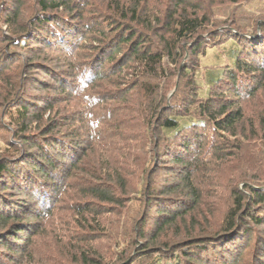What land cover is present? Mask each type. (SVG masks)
Returning <instances> with one entry per match:
<instances>
[{"label": "trees", "instance_id": "trees-1", "mask_svg": "<svg viewBox=\"0 0 264 264\" xmlns=\"http://www.w3.org/2000/svg\"><path fill=\"white\" fill-rule=\"evenodd\" d=\"M229 1L231 3L228 6L237 4V0ZM99 2L106 7L105 12L92 0H33L35 10L24 23L20 18L21 0H0V72L14 66L18 67L17 72L22 76L17 87H10L12 90L0 100V118L4 115L9 122V126H4L0 119V137H8L0 146V193L8 196L9 188H17L18 195L23 198L19 202L28 205L23 203L20 208L26 209V213H20L14 204L3 203L0 195V264H62L52 256L42 255L31 244V240L47 229H52L60 238L64 237V230H68V227L64 221L61 224L54 217L61 210V198H65L70 190L68 184L61 185V182L71 180V172L79 165L82 155L91 151L92 145L102 144L96 142V137H79L61 129L70 124L63 120V116L41 124L43 116L53 109V101L63 96H73L79 97L89 106L96 105L97 97L101 95L96 91V98L92 96L97 89L96 84L107 80L112 89L106 90L113 93V103L117 102L125 110L129 92L139 88L131 86V83L136 84L134 82H129L130 88H123L122 84L126 87L127 82L117 80L114 74L110 75L114 68L118 69V78L123 71L131 70V80L134 81L135 77L140 78L139 74L169 78L167 69L163 68L164 60L173 73L172 69L178 68L184 52L189 50L188 60L198 59L196 65L201 67L200 60L206 56L207 50L228 42L235 46L230 47L231 63L214 66L211 69H215L214 72H207L202 79L207 85L205 92H200V68L180 67L178 76L187 79L188 88L196 89L193 93L196 98L191 100L197 103H188L173 113L172 107L162 105L161 101L164 100L160 98L155 104L151 103L143 119L144 122L148 121L145 123L147 130L145 137H142L144 145L141 144V148L153 141V135H156L157 140L160 138L161 143L158 141L153 149L154 156L150 154L152 162L161 157L165 169L170 176H177L181 186L169 191L153 188L151 183L155 176H159L157 170L162 169L157 163L149 170L150 178L146 179L141 191H127L124 180L117 175L112 176L108 168L104 170V179L95 174L90 175L91 181L83 182V187L74 188H77L76 194L81 193L80 197L95 202L68 207V213L75 215L74 222L79 226L87 224L92 233L102 235L103 228L98 224V219L113 211L114 207L118 208L115 214H121L123 203L129 202L130 211L146 208V212L142 219L134 223L129 219L123 224L121 235H113V245L112 235L107 237L109 233L105 234L103 238L109 239L110 245L105 243L104 251L92 248L91 239L67 233L69 241L89 245L82 248L69 246L65 251L74 254L69 260L71 264H246L248 260V263L256 260L258 264H264V152L261 150L262 153L256 154L254 160L249 156L248 164L242 161L250 153L248 144L252 137L244 135L241 105L243 100L261 96L264 89V15L261 20H256L261 23L260 35L255 37V29L251 30L238 21H234L235 25L231 27L226 23H217L216 19L227 16L228 8L225 6L227 9L224 10L221 5L214 6L216 0H167L164 11L155 12L149 8V0ZM260 2L257 3L260 5ZM244 10H249L247 13L252 15L258 13L251 1L245 3ZM63 24H69V28L63 29ZM217 29L219 32L215 31ZM233 31L237 34L234 35ZM247 33L255 38H246ZM25 50L28 51L25 53ZM36 50L56 54L58 63L28 54L30 51L36 53ZM80 51L88 54L85 66L79 62L82 59ZM104 64L110 70L102 71ZM36 68L45 70L38 81L40 86L35 85L34 78L33 87H29L31 72ZM81 68L83 72L86 70L84 79L79 73H73ZM141 70L143 72L138 73ZM215 71H219V74ZM42 77L51 80L52 85L49 86H53L54 94L39 95L35 92L47 88ZM145 87L149 91L146 98H149L158 91L160 85L150 89L145 83ZM56 94L60 97H55ZM107 101L102 100V104L106 106ZM177 101L182 103V99ZM89 111L93 114L94 109L93 112ZM94 120L92 122L96 125L101 123V119L94 117ZM122 121L123 126L127 125ZM85 125L82 120L79 129L82 130ZM148 130H151L149 134ZM17 137L23 138L22 156L27 150L31 152L33 164L17 160L20 156H15V144L9 140L12 138L15 142ZM179 137L181 140H178ZM110 139L114 143L124 140L123 137L113 136ZM106 146L107 151L116 147L111 143ZM245 148L250 150L243 151ZM241 161L244 164L242 166L239 165ZM228 164L229 173L235 174L236 179L228 189L231 207L219 221V231L213 232L215 229L211 226L212 232L204 230L197 236L189 230L180 240H177V236L168 240L157 239L162 228L184 219L189 205L198 200V186L201 184L197 182L198 179L204 182L211 168ZM34 165L40 168L36 169ZM74 183L79 184L81 181L78 178ZM179 190L185 192L186 196L172 195ZM130 192L135 195L128 197ZM74 196L70 197V202ZM152 211L155 212V218L153 226L149 227L148 216ZM20 220L31 223L13 225ZM161 222L159 232L155 235ZM253 238L255 243L252 247ZM227 242L232 246L230 252L221 250L220 245ZM217 246L220 250L215 252L219 253H212L211 258L206 256L210 247L215 249Z\"/></svg>", "mask_w": 264, "mask_h": 264}, {"label": "rangeland", "instance_id": "rangeland-1", "mask_svg": "<svg viewBox=\"0 0 264 264\" xmlns=\"http://www.w3.org/2000/svg\"><path fill=\"white\" fill-rule=\"evenodd\" d=\"M12 2L13 0H8ZM94 2H97L99 4V7L101 10L106 11V7L99 2V0H92ZM217 2L215 3L214 6L221 5V9H224L225 6L228 8V14L225 17H220L219 19H216L217 23H226L229 27L235 25L234 21H238L240 23H243L250 27V29H255L256 30V36L258 37L260 35V23L259 21L256 22L257 18H262V15H264V0H261L260 5L257 3L259 0H237V4L235 6L230 5L228 6L231 2L229 0H216ZM251 1L252 5L257 8L256 15H252L250 13H247L249 10H244L245 3L247 4ZM149 8H152V11H158L162 10L164 11L165 5L167 3V0H149ZM95 3V4H97ZM22 4V11H21V19L24 23H27V21L32 17L33 14V0H21ZM225 8L224 10H226ZM226 19V20H225ZM259 20V19H258ZM253 21V23H252ZM250 22V23H249ZM85 23V22H84ZM63 29H68L69 24H63L62 25ZM247 27V28H248ZM5 29V27H2ZM219 32V29L215 30ZM230 31V30H229ZM250 31V30H249ZM67 32V30L65 31ZM234 35L237 34L236 31H233ZM250 33V32H249ZM245 35L246 38L254 39L255 37L253 35ZM48 38V36L46 37ZM154 41V40H153ZM46 43V41H45ZM2 45L0 44V47ZM234 48L235 46L231 45V42H228L220 47H214L209 50H207V54L204 58H201L200 64L196 65L198 59L194 58L191 59L190 61L188 60L189 50H186L184 52V57L183 61L179 63V66L177 69H172L174 72L172 73L170 71L171 68L168 67V64L166 60L163 62V68L167 69L166 73L168 75L169 73V78H165L162 75L156 76V78L153 77H148L146 75H141L139 74L140 78L135 77V81L131 80V70L128 69V71H123L122 75H119L118 78V69L117 67L114 68V70L111 71L110 75L114 74V77H117V80H121L122 82H127V86L124 87L122 84L123 88H130L129 82H134L136 84L131 86H137L139 89L133 90L129 92V98L127 100V103L125 104V110L122 109L117 102L116 104L113 103L111 96H113V93H109L108 88H111V84L109 85L107 82L109 81H101L96 84L97 89L94 91L93 95L94 98H96L95 92L100 93L101 95L99 96L98 99V104L89 106L86 102L83 100L81 101L79 97L73 98V96H66V97H61L55 101H53V109L49 112H47L41 121V124H45L46 121L47 123L51 122L54 117H62L63 120L65 119V122L68 124V127H62L64 131L67 130L68 132L77 134L79 137H96L97 140L96 142L99 141V143H102L101 145H92L91 151L88 150L86 154H83L81 157V160L79 161V165L77 168L72 171V178L71 182H61V185H66L68 184V188H70L69 192L64 196L65 198H61V204H60V212L58 214H55V218L60 220V223L64 221L65 225L68 227V230H64L67 234H75V237L81 236L85 237L86 239H91L93 242L90 244V246L94 249H97L99 251H104L103 247H105V243L107 245H110L108 243L109 239L103 238V236L107 233L108 236L110 237L112 235V245L115 243V239L113 237L116 235H121L123 224H126L128 220H133L138 221V219H142V215H145L146 208L142 210H133L131 209L130 211V204L128 203H123L124 204V209L122 210L121 214H115L117 211V207L113 208V211H110L107 214H104L100 216L98 219V224L103 228L102 230V235L99 233H92V230L90 229L89 225L85 226H79L75 221L76 217L73 214H69L68 207H75L77 205H81L82 203H89L92 204L95 201L90 198H83L80 197L81 193L76 194V189L74 188L76 186L78 187H83L84 184L83 182L86 181H91L92 179L89 178L90 175H96V177H100L104 179V170L109 169L111 171L112 176H119L122 180H124L125 187L127 188V191H131L137 189V190H143V187L145 186L146 179L150 178L151 173L149 174V170L153 169L155 167V164L157 163L158 166H162V169H158L159 171L158 175L155 176L154 180L152 181L151 185L153 188L157 189V191H165V190H172V189H177L181 185L179 182H177V176H170L169 172L165 169V163H161L162 158L158 157L156 161L153 163L152 160L153 158L151 157L150 154H152L153 149H155V144L158 143V141L161 143V140H157L156 135H153V141H150V143L145 144V148H141V144L144 145V140L142 137H145V131L146 125L148 120L145 122L143 119H145V115H147V108H149L152 105L155 104V102H158L160 98H162L164 101H161L163 103L162 105L168 104V106H171V111L178 112L181 109H183L188 103L194 104L197 103L196 100L193 101L191 98H196V96L193 94L196 89L188 88L187 86V79L184 76H178L179 70L181 69L180 67L186 66V67H193L197 66L200 68V83H201V93L206 91L207 85L205 84V80L202 82L203 77L205 78V75L209 70L212 69L214 66H225V64H229L230 62V56L232 51L230 50L231 48ZM124 48V47H123ZM123 50V49H122ZM28 50H25V53ZM80 59L79 62H82L84 64L85 57H88L87 53H84L85 51H80ZM37 53V55H35ZM30 51L28 54L33 55L36 57H42L45 58L47 61L52 60L54 63H58V56L56 54H47L44 51ZM84 53V54H83ZM39 55V56H38ZM77 55V52H76ZM84 55V56H83ZM120 55H118L116 59H118ZM1 57V56H0ZM69 58V57H68ZM65 59V58H63ZM70 59V58H69ZM74 64H77V61H73ZM7 64V63H6ZM223 64V65H222ZM81 65V64H77ZM85 66V64L83 65ZM18 68V67H17ZM17 68H12L6 69L5 71L0 72V100L1 97H5L7 92L12 88V87H17V85L20 83V80L22 79V76L20 75L19 72H17ZM86 68V67H85ZM108 66L106 64L103 65L102 71L104 70H110L106 69ZM215 69L211 70L214 72ZM44 69L42 68H36L34 69V72H31L32 78L30 79L31 82L29 83V87H33L32 83L34 78H36L35 85H39L38 81L40 80V77L42 76V73H44ZM143 71H138V73H142ZM73 73H79L81 78L84 79L86 70L83 72L82 68L77 72L75 70ZM180 73H182L180 71ZM215 73L218 75L219 71H215ZM83 74V75H82ZM109 77V76H108ZM45 84H47V88L45 90H35V92H38L39 95L45 94V95H51L54 94V89L51 84V80L47 79L46 77L41 78ZM119 80V81H120ZM142 82L141 86L140 83ZM120 83V82H119ZM145 83L149 85V88L152 89V86L155 88L156 85H160L158 91L154 93L152 96L150 95L149 98L147 95L148 89L145 87ZM129 84V85H128ZM40 86V85H39ZM11 87V88H10ZM241 88V86H239ZM112 89V88H111ZM12 90V89H11ZM44 95V96H45ZM115 95V94H114ZM118 96V95H116ZM55 97H60L57 94ZM108 100L106 102V106L103 103L102 100ZM178 99H182V103L177 101ZM177 102H179L177 104ZM241 105L243 107V113H244V123H243V130H244V135L246 137H252L251 140L249 141L248 146L251 147L245 148L243 151H247L249 149L250 153L249 155L247 154V157L245 160L242 159V161L245 164H248V160L250 157L253 158L254 156L259 155L258 153L264 152V89L262 90L261 96H256L252 100H243L241 102ZM99 106V107H96ZM105 106V107H104ZM95 107V108H94ZM122 109L120 112L118 110ZM94 109L93 114L89 111ZM0 109V114L2 113ZM135 110V111H134ZM138 110V112H137ZM77 113V114H76ZM79 113V114H78ZM95 118L101 119L99 120L101 123L100 124H95L94 120ZM148 117H150L148 115ZM6 116L2 115L0 119L2 124L4 126H9L8 119ZM83 118V119H82ZM126 122L128 125H122L123 121ZM82 120L85 121L86 127L83 128L82 130L79 129V125H81ZM45 121V122H44ZM122 121V123H121ZM120 123V124H119ZM35 125V124H34ZM127 126V127H126ZM154 126V123H153ZM151 132V130H148V134ZM120 133V134H119ZM155 134V132H152ZM119 134V136L117 135ZM92 135V136H91ZM123 137V141H119L118 143H114L113 140H111V137ZM103 137V138H102ZM151 137V136H149ZM239 139H241L242 136L239 135ZM8 137H0V146L3 145V143L6 142V139ZM26 139H30V137H25ZM128 138V139H127ZM104 139V140H103ZM12 143L15 144V156L19 157L17 160L23 161V162H30V164H33V157L31 158V152L26 151L25 155L23 153L22 156V143L20 137H17L16 141L14 142L12 138H9ZM143 140V142H142ZM178 140H181L180 137ZM30 141V140H28ZM244 144L246 141H243ZM98 143V144H99ZM111 143L112 145H116V147H112V149L107 151V144ZM146 143V142H145ZM247 143V142H246ZM247 145V144H246ZM158 148H161L158 146ZM165 148V147H163ZM162 149V148H161ZM166 149V148H165ZM262 150V151H261ZM30 153V154H29ZM252 154V155H251ZM38 155V154H37ZM154 156V154H152ZM250 156V157H249ZM80 155L77 156L79 158ZM151 161L149 160V158ZM23 158V159H22ZM169 158V157H168ZM263 158H264V153H263ZM22 159V160H21ZM241 160V159H240ZM240 162L239 165H244L243 162ZM161 164V165H160ZM36 169L40 166H36ZM21 167V166H20ZM20 169H23L22 167ZM34 169V170H36ZM114 169L116 173H114ZM217 169V170H216ZM212 169L207 172L206 178L204 179V182H201L200 179H198L197 182L201 183L199 184V192L200 196L198 200H194L193 204L191 203L189 207L187 208L188 214L184 217L182 220H177L175 223H173L172 226L170 227H165L162 228L160 233H158L157 239H170V237L177 236L176 238H179L177 240H180L181 237L185 235V233H188L189 230H192L195 235H199V232L202 231H210L212 232V229H215L213 232L219 231L218 225L219 221L221 218L224 216L226 213L227 209H230L231 207V201L229 200V192L228 189L232 187V181L236 179L235 174L229 173V164L221 166L220 168ZM81 181V183L76 184L75 179H78ZM176 180V181H175ZM68 181V180H66ZM73 185V189L71 186ZM86 188V186H85ZM241 187L239 186V189ZM10 195L6 196L0 193L1 198L3 200V203L11 205L14 204L15 207L17 208L18 212H23L26 213L25 211L22 210L20 207L24 202H19L22 198L21 195H18V189L14 187L9 188L7 190ZM6 191V192H7ZM117 191V190H116ZM175 191L172 193L173 196H186L185 192H180ZM118 192V191H117ZM12 194V195H11ZM75 195V196H74ZM131 195H135V193L128 195L130 197ZM74 196L72 199V203L70 202V197ZM15 197V198H14ZM25 199V198H24ZM30 200V199H28ZM134 200V197H133ZM4 204V205H5ZM27 203H24L26 205ZM31 204V203H30ZM76 204V205H75ZM122 204V205H123ZM7 206V205H5ZM28 206V205H26ZM31 206V205H29ZM1 207V206H0ZM133 210V211H132ZM70 211V210H69ZM140 211V212H139ZM29 213V212H28ZM154 211L149 213V227L153 226V219L155 218ZM23 215V214H22ZM140 221V220H139ZM164 221V220H163ZM30 224L31 222L26 221L25 223ZM22 220L20 222H15L13 225H25V223ZM75 223V224H74ZM158 223V221H157ZM161 223H159V227L157 230L154 232L156 235L157 232H159V229L161 227ZM217 225V228H214V226ZM93 226H96V224L93 223ZM211 226H213L212 229ZM191 228V229H190ZM64 233V237L60 238L57 233L53 232L51 230H45L43 232H39L37 236H34V238L31 240V244L34 246V248H37L42 255H45L46 257L52 256L55 260H58L62 264H71L69 261L70 257L73 256L74 254L72 253H66L65 249L66 247L72 246L75 248H82L84 246H87L89 244L85 243H76L75 241H69L66 237L67 234ZM101 235V236H100ZM202 236V235H201ZM198 238H200L198 236ZM24 239V238H23ZM114 242V243H113ZM251 245L252 247L254 246L255 239L253 238L251 240ZM175 243H172L173 245ZM222 247V251H231L232 246H229V242L227 244L223 243L220 245ZM227 246V247H226ZM213 247H210L209 250L207 251L206 256H209L210 258L213 257V254H217L219 252H215L217 250H220L219 246L217 248H213L211 251L210 249ZM257 249V248H256ZM257 251V250H256ZM73 252V251H72ZM213 253V254H212ZM257 255V252H256ZM250 260H252V257H250ZM258 256V255H257ZM248 258V259H249ZM249 261V260H248ZM246 264H258V261L255 260V262H250Z\"/></svg>", "mask_w": 264, "mask_h": 264}]
</instances>
